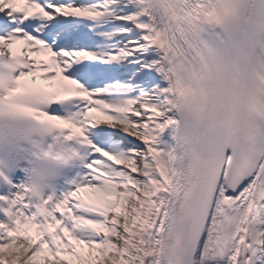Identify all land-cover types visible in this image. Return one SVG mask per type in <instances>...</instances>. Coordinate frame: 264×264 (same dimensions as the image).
I'll list each match as a JSON object with an SVG mask.
<instances>
[{
  "label": "bare ground",
  "instance_id": "6f19581e",
  "mask_svg": "<svg viewBox=\"0 0 264 264\" xmlns=\"http://www.w3.org/2000/svg\"><path fill=\"white\" fill-rule=\"evenodd\" d=\"M16 2L30 11L42 10L36 39L50 41L60 52L57 68L66 70L60 90L70 91L80 79L92 89L86 107L71 120L75 145H84L91 169L77 192L70 188L62 199L60 207L75 219L67 221L57 248L52 242L50 248L45 243L49 238L40 233L37 242L31 241L25 235L31 223L25 219L17 222L19 231L4 227L0 258L24 264H122L135 252L138 264H157L177 101L173 85L155 67L143 0ZM63 13L75 25L52 38L47 28L57 25L54 20ZM98 36L104 40L97 45ZM41 52H33L34 65ZM87 68L93 69L92 75L83 74ZM250 188L220 195L198 264H242Z\"/></svg>",
  "mask_w": 264,
  "mask_h": 264
},
{
  "label": "rangeland",
  "instance_id": "374dc122",
  "mask_svg": "<svg viewBox=\"0 0 264 264\" xmlns=\"http://www.w3.org/2000/svg\"><path fill=\"white\" fill-rule=\"evenodd\" d=\"M47 245L50 246V248H51V245L49 243ZM139 260L140 259H139L138 255H137V253L129 252L127 254V259L124 260L122 264H138Z\"/></svg>",
  "mask_w": 264,
  "mask_h": 264
}]
</instances>
